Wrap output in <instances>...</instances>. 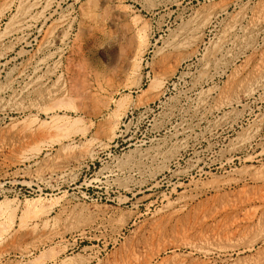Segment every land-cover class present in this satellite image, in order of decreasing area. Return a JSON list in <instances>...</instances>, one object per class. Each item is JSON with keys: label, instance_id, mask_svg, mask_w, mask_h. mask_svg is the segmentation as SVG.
<instances>
[{"label": "rangeland", "instance_id": "obj_1", "mask_svg": "<svg viewBox=\"0 0 264 264\" xmlns=\"http://www.w3.org/2000/svg\"><path fill=\"white\" fill-rule=\"evenodd\" d=\"M259 173L264 0H0V264H264Z\"/></svg>", "mask_w": 264, "mask_h": 264}, {"label": "bare ground", "instance_id": "obj_2", "mask_svg": "<svg viewBox=\"0 0 264 264\" xmlns=\"http://www.w3.org/2000/svg\"><path fill=\"white\" fill-rule=\"evenodd\" d=\"M35 1V0H34ZM31 7V6H30ZM225 12V11H224ZM212 14V13H211ZM221 14V13H220ZM222 17V16H221ZM211 15H209L206 20H210ZM193 20V19H192ZM211 21V20H210ZM210 24V23H209ZM214 26V25H213ZM230 29V27H229ZM232 29V28H231ZM228 30V28H227ZM193 35V34H192ZM216 45V44H215ZM219 46V45H218ZM227 48V47H226ZM217 54V53H216ZM221 55V54H220ZM235 57V56H234ZM180 67V66H179ZM204 68V67H203ZM209 71V70H208ZM35 72V71H34ZM211 73V72H210ZM157 87H159L161 85V81H155ZM154 84V83H153ZM251 89V88H250ZM125 101V100H124ZM109 104V103H108ZM107 104V105H108ZM188 107V106H187ZM119 108V107H118ZM45 110V109H44ZM185 118V117H184ZM185 121V120H184ZM260 121V120H259ZM43 126H46L47 130H50V134L49 136H51L52 134H54V132L56 133L59 130H62L64 127V124H62V120L61 117L58 116H54L51 118L50 121L48 122H43L42 123ZM28 126V125H27ZM114 127V126H113ZM25 128V127H24ZM29 128V127H28ZM31 129V128H30ZM28 131V130H27ZM42 133V132H41ZM44 133V132H43ZM40 134V133H39ZM42 137L46 134H41ZM40 135V136H41ZM32 136V135H31ZM45 137V136H44ZM48 137V136H47ZM58 136L52 135L50 137V141H55V140H59V138H56ZM37 138V137H36ZM44 139V138H43ZM49 139V137H48ZM47 140V138H46ZM42 141V140H41ZM34 142V141H33ZM44 144V143H43ZM228 148V147H227ZM34 150V149H33ZM40 151V150H39ZM246 159V157H244ZM256 156H249L248 160H250V162H254L255 161ZM259 158V157H258ZM241 159V158H240ZM230 162H232L231 167H233L231 170L227 169V168H223V171L225 173H227V175L225 177H223L222 179L219 180H213L210 181L207 185L206 188L203 192H213L214 196H222L224 198L227 199L228 202H234V206L239 207L240 208V175H228L230 172L237 170V166L235 165V160H239V157H231ZM247 160V159H246ZM254 160V161H253ZM227 161V160H226ZM242 161V160H241ZM223 165V164H222ZM221 166V165H220ZM240 166V165H239ZM208 173V171H206ZM205 172V173H206ZM204 173V172H203ZM209 175V174H208ZM217 175V174H216ZM250 179L252 182V186H245L243 185V190L245 193L247 192H255L257 189L263 188L264 187V173H259V174H251L250 175ZM229 196H232L233 199H230ZM1 204V203H0ZM3 206V205H2ZM1 208V206H0ZM199 250V249H198ZM203 251V250H202ZM205 251V250H204Z\"/></svg>", "mask_w": 264, "mask_h": 264}]
</instances>
